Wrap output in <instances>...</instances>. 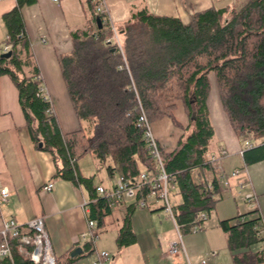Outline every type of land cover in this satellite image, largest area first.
<instances>
[{"label":"trees","instance_id":"1","mask_svg":"<svg viewBox=\"0 0 264 264\" xmlns=\"http://www.w3.org/2000/svg\"><path fill=\"white\" fill-rule=\"evenodd\" d=\"M35 2L17 0L15 8L3 15L8 33L3 45H10L13 55L0 57V76H9L16 85L32 140L40 151L52 155L55 178L89 191V220L97 222L96 232L101 230L113 208L98 198L94 177L81 176L78 162L90 155L98 167L107 168L112 179H138L143 172L154 177L157 163L138 122L140 102L152 123L168 117L186 131L174 152L162 150L163 162L177 181L175 192L180 201L175 203V214L182 235L192 234L197 223L204 226L200 217L209 219L226 191L208 162L216 137L208 104L211 74L236 136L260 142L244 151L245 166L264 162V0H248L230 14L227 8L202 10L189 23L154 14L146 5L133 8L132 16L117 27L125 58L115 42L107 41L112 31L103 24L95 2L88 0L94 28L73 31L74 49L61 57L63 78L81 123L80 130L68 134L62 132L52 103L40 92L35 60L24 53L27 41L21 8ZM178 101L189 116L186 128L175 116ZM208 174L211 180L205 178ZM201 175L204 182L197 180ZM149 192L144 188L138 198ZM135 209L134 204L126 209L117 238L120 247L136 244L131 222ZM256 213L252 210L219 223L227 235L233 264H264V255L252 250L260 242L256 230L260 217L246 219ZM9 243L12 258H2L0 264H31L17 240ZM83 249L87 256L95 253L92 242ZM83 258H71L70 252L58 258L57 264H78Z\"/></svg>","mask_w":264,"mask_h":264},{"label":"crops","instance_id":"2","mask_svg":"<svg viewBox=\"0 0 264 264\" xmlns=\"http://www.w3.org/2000/svg\"><path fill=\"white\" fill-rule=\"evenodd\" d=\"M86 1L88 2V0ZM107 3L112 21L117 27L132 16L133 8H141L144 5L154 14L178 17L184 23H189L194 13L212 7L227 8V14L237 8L236 0H107ZM16 5L17 0H0V43L2 44L8 36L3 15L14 9ZM88 8V11H85L83 0H59L58 2L36 0L34 4L21 8V16L25 25V40L27 41L24 53L26 55L29 52L37 64L38 75L45 88L44 95L52 103L53 112L56 114L64 134L80 130L81 123L75 113L63 78L61 57L69 55L74 49L73 31L94 28L89 3ZM80 15L82 18L79 17ZM120 38L122 41L121 36ZM0 46L2 45L0 44ZM210 82L211 94L208 104L216 137L209 155L217 154L222 150L227 152L222 164L228 175L237 169H245L248 172L252 189L260 197L258 196L257 213L246 219L256 218L264 215V162L245 166L243 153L246 151L244 147L247 140L238 138L232 130L222 107L214 74L210 75ZM218 100L225 114V117L220 115L219 121L216 120L212 111V103L218 102ZM175 116L184 128L188 126L189 116L182 101L177 102ZM225 118L229 127H226ZM153 124L162 150L165 153L174 152L180 138L184 135V129L175 127L168 117L154 121L152 127ZM252 144L253 148L260 142L252 141ZM79 162V173L85 177L80 172ZM55 176L56 167L52 155L40 151L32 140L20 105L16 85L9 76H0V189L9 184L14 187L9 201L0 207V234L5 222L13 220L23 226L32 220L43 218L52 250L58 259L70 252L72 254L77 248H81L84 252V245L91 242V237L83 240L82 236L88 233L95 235L98 232L96 230L89 231L87 224L89 216L84 211L86 204L91 202L89 191L70 181L56 179ZM211 177L212 174L205 176L208 180H211ZM197 180L205 181L203 175L197 177ZM115 181L116 178H110L107 185L98 186L111 189L114 187ZM50 182L54 184V189L52 192H47L44 188ZM238 182L237 179H231V186L225 191L223 200L218 204L214 218L212 215L208 219L213 226L218 225L217 228L212 227L211 229L217 233L220 244L223 241L227 248V235L220 228V221L232 220L252 212L239 195ZM96 187L94 185V188ZM132 204L124 205L125 213L127 207ZM154 206L155 209L151 213L163 211L160 206L156 204ZM135 211L136 209L132 218ZM131 222L137 244V224L133 223V219ZM173 241L172 237L167 240L168 254L169 244ZM258 248L259 243L252 250L259 252ZM216 252L217 250L213 252V256ZM185 254L186 252L177 256L169 254L173 258L171 264H184L186 262ZM229 255L233 262L230 251ZM80 256L88 257L86 253ZM163 261L165 260H161L160 264H163ZM211 264H214L213 260Z\"/></svg>","mask_w":264,"mask_h":264},{"label":"built area","instance_id":"3","mask_svg":"<svg viewBox=\"0 0 264 264\" xmlns=\"http://www.w3.org/2000/svg\"><path fill=\"white\" fill-rule=\"evenodd\" d=\"M54 1L58 2L59 0ZM93 1L95 2L96 12L103 17V24L107 25V27H109L112 31V35L107 39V41L115 42L121 53L124 55L120 34L117 26L112 21L107 0ZM9 49L10 45L5 44L3 52L9 51ZM38 79H40V76H38ZM44 91L45 88L41 84V94L44 95ZM139 106V127H141L144 132V140L147 150L150 156L153 157L157 163V174L154 177H151L148 173L143 172L138 179H129L124 176H118L113 188L107 189L104 186H98L96 188V194L98 198L107 200L109 208L122 206L124 203H133L142 209L149 208L155 204L159 205L167 218L172 220L178 234L177 241H173L169 244V254L171 256H177L184 251L183 235L177 222L175 203H173L172 200V193L177 190V181L167 173L163 162L162 148L154 134L152 122L140 102ZM252 146V141L247 140L245 142L244 150H248L252 148ZM226 155L227 152L222 150L221 152L211 154L208 157V162L212 170L216 173L221 187L224 190H228L231 186V179L239 180V195L241 196L243 202L247 204L251 210H256L258 207V196L252 189V184L248 178V172L245 169H237L228 175L222 164ZM144 188H149L150 192L146 195V197L138 198V193H140ZM44 189L47 192H52L54 184L50 182ZM13 192L14 187L12 184L0 189V207L9 201ZM84 211L88 214V216L90 215L88 204H86ZM259 217L260 221L256 227L257 237L260 240L258 250L264 255V215H260ZM200 220H202V222H207L208 217L206 215H202ZM87 224L89 231H93L97 227V222L91 221L89 218ZM202 229L203 225L201 223H197L191 228L190 232L192 234H197ZM0 236L3 239L0 244V259L12 258V250L9 242L11 239H14L20 243L21 253L29 259L31 264H57V258L52 250L51 241L43 218L32 220L23 226L17 224L13 220L5 222ZM88 237H91V242L95 248V243L98 238L95 235L88 233L84 234L82 239L86 240ZM109 260V254L102 252L97 254L95 260L87 264H106ZM201 264L208 263L207 261H202Z\"/></svg>","mask_w":264,"mask_h":264},{"label":"rangeland","instance_id":"4","mask_svg":"<svg viewBox=\"0 0 264 264\" xmlns=\"http://www.w3.org/2000/svg\"><path fill=\"white\" fill-rule=\"evenodd\" d=\"M246 1L248 0H236L237 7L241 6ZM83 5L85 11H88V2L86 0H83ZM79 17L82 18V15ZM0 44L2 45L0 47L4 46L2 43ZM123 56L125 58V55ZM212 106L213 115L214 117L216 116V120L219 121L220 115L225 117L219 100L218 102L215 101L212 103ZM225 121L226 127H229L226 118ZM153 131L156 136L154 124ZM183 131L185 135L186 131ZM184 135L182 137H184ZM88 136H90L89 133ZM79 167L80 172L86 178L94 177L95 187L102 184L107 185L108 182H110L107 168L98 167L95 160L90 155L80 160ZM172 200L173 203H178L180 201L177 192L172 193ZM153 209H155V206H150L145 209L136 207L132 219L133 223L137 224L138 231H136V234L138 243L120 247L116 238L123 223L125 206H116L113 209V214L106 218L105 226L98 231L95 253L87 258H83L78 264L90 263L95 260L97 254L102 252L110 256V260L106 264H160L161 260H165L163 264H171L173 258L168 254L166 243L170 237H172L174 241H177L178 234L172 220L167 218L163 211L151 213ZM214 215L215 213L213 214V218ZM213 223L217 224L214 221ZM217 226H213L211 221H208L199 233L183 235V245L186 252V262L184 264H201L202 261H207L208 264H211L212 260L214 264H233L226 244H224L223 241L220 244L217 233L214 229H211L212 227L217 228ZM215 250H217V252L215 256H213Z\"/></svg>","mask_w":264,"mask_h":264},{"label":"water","instance_id":"5","mask_svg":"<svg viewBox=\"0 0 264 264\" xmlns=\"http://www.w3.org/2000/svg\"><path fill=\"white\" fill-rule=\"evenodd\" d=\"M97 23L99 24V28H102V23H101V19L97 18ZM13 55V51L9 50L7 52H3L0 57L1 58H10ZM40 146H42V144H40ZM83 250L81 248H77L76 250H74L71 254V258H76L80 255H83Z\"/></svg>","mask_w":264,"mask_h":264}]
</instances>
